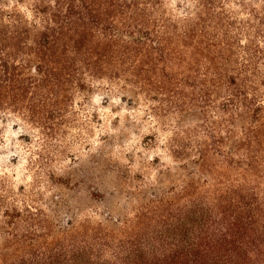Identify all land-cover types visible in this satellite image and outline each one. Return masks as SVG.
I'll return each mask as SVG.
<instances>
[{
    "label": "trees",
    "instance_id": "obj_1",
    "mask_svg": "<svg viewBox=\"0 0 264 264\" xmlns=\"http://www.w3.org/2000/svg\"><path fill=\"white\" fill-rule=\"evenodd\" d=\"M184 1L175 23L163 0H0V116L50 131L107 81L175 95L196 130L152 183L99 160L88 187L48 172L29 204L0 195V264H264V0H227L246 15L227 24V1Z\"/></svg>",
    "mask_w": 264,
    "mask_h": 264
},
{
    "label": "rangeland",
    "instance_id": "obj_2",
    "mask_svg": "<svg viewBox=\"0 0 264 264\" xmlns=\"http://www.w3.org/2000/svg\"><path fill=\"white\" fill-rule=\"evenodd\" d=\"M179 1L189 6V1L163 0L160 9L165 18L175 23L186 19L178 11ZM226 8L225 24L240 23L246 18L234 3L227 1ZM230 34L236 38L237 29L232 28ZM240 38L243 45L247 44L245 37ZM234 53L238 68H242L243 59L261 56L259 52ZM257 66L253 65L252 69ZM117 83L124 86L123 81ZM107 85H110L107 81H96L88 99L74 96L64 106L65 112L56 113L50 131L26 127L16 116H0V195L4 194L10 202L17 196L15 200L19 203L29 204L33 193L47 186L50 172L73 182L85 180L88 187L99 181V160L110 168L128 169L131 188L140 180L154 181L157 174L149 169L154 159H160V165L165 167L175 164L171 147L174 140L196 134L189 122L178 124L180 115L174 107L175 95L143 90L125 94L118 89L110 93ZM178 102L186 106L184 100ZM22 188L26 189L24 195H20ZM86 215L87 212L81 218Z\"/></svg>",
    "mask_w": 264,
    "mask_h": 264
}]
</instances>
